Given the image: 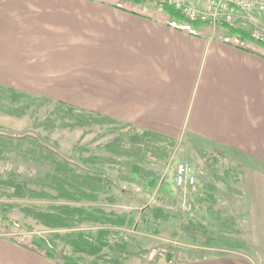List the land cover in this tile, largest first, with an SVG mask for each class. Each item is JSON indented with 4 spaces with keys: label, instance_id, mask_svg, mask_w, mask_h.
<instances>
[{
    "label": "crops",
    "instance_id": "1",
    "mask_svg": "<svg viewBox=\"0 0 264 264\" xmlns=\"http://www.w3.org/2000/svg\"><path fill=\"white\" fill-rule=\"evenodd\" d=\"M246 20L264 30L262 14ZM173 21L154 0H0V87L129 123L219 165L221 192L198 193L193 170L184 189L195 231L178 264H264V49L222 25ZM0 112V130L21 129L23 114ZM218 207L236 230L221 231L224 246L197 218ZM19 238L0 231V264H63Z\"/></svg>",
    "mask_w": 264,
    "mask_h": 264
},
{
    "label": "rangeland",
    "instance_id": "2",
    "mask_svg": "<svg viewBox=\"0 0 264 264\" xmlns=\"http://www.w3.org/2000/svg\"><path fill=\"white\" fill-rule=\"evenodd\" d=\"M144 4L137 9L147 12ZM175 21L195 31L207 27L179 18ZM16 93L21 95L12 103L10 98ZM2 107L28 108L20 118L21 129L5 126L0 130V231L16 234L27 246L42 236L52 244L54 255L65 254L75 264H178L188 260L193 251L188 231H195L183 197L189 190H179L173 175L178 163L187 164L202 178L198 193H218L223 177L219 165L195 164L194 154L171 138L102 116L78 117L66 105L11 88L0 87ZM133 136L149 138L154 146L135 142ZM132 165L141 174L131 172ZM150 179L156 181L154 187L148 184ZM14 184L22 185L23 193ZM63 207L68 226L27 212ZM211 214L213 219L197 218L213 224L218 245L224 246L222 241L226 244L227 240L221 238L229 234L222 232L236 234L235 225L230 221L223 225L219 207Z\"/></svg>",
    "mask_w": 264,
    "mask_h": 264
},
{
    "label": "built area",
    "instance_id": "3",
    "mask_svg": "<svg viewBox=\"0 0 264 264\" xmlns=\"http://www.w3.org/2000/svg\"><path fill=\"white\" fill-rule=\"evenodd\" d=\"M180 13L191 23L205 25H231L249 31L251 39L264 43V30L249 27L248 13L264 15V0H155ZM248 28V29H247ZM196 175L184 163H178L175 171V184L180 190L196 185Z\"/></svg>",
    "mask_w": 264,
    "mask_h": 264
},
{
    "label": "trees",
    "instance_id": "4",
    "mask_svg": "<svg viewBox=\"0 0 264 264\" xmlns=\"http://www.w3.org/2000/svg\"><path fill=\"white\" fill-rule=\"evenodd\" d=\"M134 1H142V0H134ZM144 1H148V0H144ZM150 1H153V0H150ZM155 3L157 5H159L160 7L165 8L166 10H168V16L172 20H177L178 18L179 19H184V17L180 13L175 11L174 9H172V8H170L168 6H165V5H161L157 1H155ZM196 24L199 25L198 23H196ZM224 26H225L224 29L226 31H228V32L239 33L241 35L242 41L245 42L246 44L247 43L254 44V45L258 44V45H261V46L264 47V43H258V42H255V41H253L251 39V36H250L248 30L237 28V27H234V26H231V25H225L224 24ZM3 92L7 93L5 90H3ZM20 95L21 94H17V93L14 94V96L11 97L12 99L10 98V101H12V103L18 102L17 100L19 99L18 97ZM62 106H65V105H62ZM66 107L69 110H74V111L78 112V117H79V115H81L82 118H86L87 115L88 116H92V117L99 116V114H96V113H94L92 111L80 110V109L76 108L75 106L67 105ZM26 108H28V107H26ZM26 108L23 107V110L14 111L13 109H10L8 107H2V108H0V110H2L4 112H7V113H10V114H14V115H18L19 116V115H22V114L25 113ZM132 140L135 141V142H139V143H143L145 141L149 145L152 144V143H150V139L149 138L145 140L143 137L133 136ZM151 146H154V145L152 144ZM130 170H131V172H135V173L137 172L138 173L137 175L141 174V169L139 167H137V166H133L132 165L130 167ZM148 182H149L148 184L152 185L153 187L156 185L155 181L152 180V179H150ZM14 187H15V189H16V191L18 193H23V190L25 189L20 184H14ZM27 212L34 214L37 218H40V219L51 218L54 222H57L60 226H68V224H69L68 220H66V218H65L66 210H64V207L63 208H57L56 210H54L52 212L45 211V210H39V209H30ZM95 214H99V215L105 216V214H101V212H95ZM41 239H42L41 241L37 240L36 238L32 239V241H30L28 247L31 250H33L35 252H38L39 254H42V255H44L46 257L53 258V259H58L63 264H75V263H73V260L69 256H66L65 254H64V256H59V257L54 255V252H56V251H52V244L46 238H44L42 236H41ZM89 246H92V244L89 245Z\"/></svg>",
    "mask_w": 264,
    "mask_h": 264
}]
</instances>
